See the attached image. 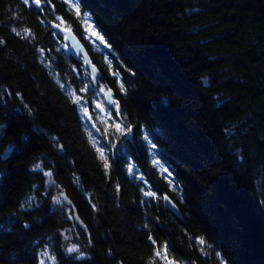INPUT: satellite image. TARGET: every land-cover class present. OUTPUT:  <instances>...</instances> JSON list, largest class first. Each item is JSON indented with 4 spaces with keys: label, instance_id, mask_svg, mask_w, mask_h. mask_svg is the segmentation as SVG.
Returning <instances> with one entry per match:
<instances>
[{
    "label": "trees",
    "instance_id": "16d2710c",
    "mask_svg": "<svg viewBox=\"0 0 264 264\" xmlns=\"http://www.w3.org/2000/svg\"><path fill=\"white\" fill-rule=\"evenodd\" d=\"M0 97V264H264V0H0Z\"/></svg>",
    "mask_w": 264,
    "mask_h": 264
},
{
    "label": "water",
    "instance_id": "95a60500",
    "mask_svg": "<svg viewBox=\"0 0 264 264\" xmlns=\"http://www.w3.org/2000/svg\"><path fill=\"white\" fill-rule=\"evenodd\" d=\"M57 24L58 23H55V26ZM58 25H59L58 28L65 33V36L67 35L70 37L69 39H66V41L70 44V46L72 48V52L75 55H78V53L83 55V57L85 58L86 65L92 71L93 79H96L98 77V75L100 74V70H99L98 66L92 61L90 54L87 51L82 40L79 38V36L72 29L64 28L60 24H58ZM66 29H69L70 31L66 32L65 31ZM105 100L109 105H113L115 102V98H114L113 93L109 87L107 88L106 93H105ZM99 106L102 107L101 105H99ZM62 194H64V191H62ZM64 199L73 207L74 216H75L76 220L78 222H80V216L76 210V207H74V204H73L71 198L64 194ZM163 202L177 216H179L181 218L183 217L182 212H181L178 204L168 194L164 195Z\"/></svg>",
    "mask_w": 264,
    "mask_h": 264
},
{
    "label": "snow or ice",
    "instance_id": "6c2138e0",
    "mask_svg": "<svg viewBox=\"0 0 264 264\" xmlns=\"http://www.w3.org/2000/svg\"><path fill=\"white\" fill-rule=\"evenodd\" d=\"M23 2L25 4H29V0H23ZM31 2L34 3L38 8L41 6V0H31ZM73 2H74V4H78L79 3V0H73ZM75 11H76V13L78 15L80 14V9L78 7L75 8ZM83 18L86 19V20L91 19V17L88 16V14L86 12L83 14ZM56 27L58 28L59 25L57 24ZM12 31L16 32V29L13 28ZM65 31L67 32V31H70V30L69 29H66ZM17 34H19V33H17ZM93 35H97V34L93 33ZM69 38H70L69 36H67V35L65 36V39H69ZM89 39H91V36H89ZM100 39H102V37ZM42 51L43 50L41 49V52ZM121 90H123V86H121ZM0 99H2V97H0ZM115 127L119 131L120 135H122V136H127V135H129V134L132 133L131 126H128L127 129H126V131H125V129L121 128V125L120 124H116ZM151 135H152V133H150V132H145L144 133V140H145V142L150 143L149 137ZM113 147H117L118 148V145H113ZM152 148L154 149L155 148V145H152ZM103 155H104V153L101 152V156L102 157H103ZM154 163H156V162L154 161ZM35 167L37 169H39L41 166L40 165H36ZM104 167L105 168H108L109 167L108 163H105L104 164ZM127 170L129 171V173H133L134 166L132 164H129ZM46 175H51V173H46ZM145 195H147V196H155V193L149 191V192L145 193ZM201 243H203V241H201ZM166 249H167V245H165V251H166ZM68 251L69 252L77 251V248L75 246H73L72 248H69ZM44 255H47V253H44ZM156 255L159 256L160 253L157 252ZM41 264H44V262L41 261ZM168 264H174V262L173 261H169Z\"/></svg>",
    "mask_w": 264,
    "mask_h": 264
},
{
    "label": "rangeland",
    "instance_id": "374dc122",
    "mask_svg": "<svg viewBox=\"0 0 264 264\" xmlns=\"http://www.w3.org/2000/svg\"><path fill=\"white\" fill-rule=\"evenodd\" d=\"M105 93H106V91H105Z\"/></svg>",
    "mask_w": 264,
    "mask_h": 264
}]
</instances>
